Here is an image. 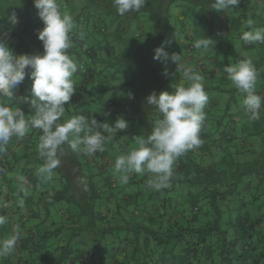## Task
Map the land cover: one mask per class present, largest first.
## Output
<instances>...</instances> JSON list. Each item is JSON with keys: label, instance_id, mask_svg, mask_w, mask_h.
I'll list each match as a JSON object with an SVG mask.
<instances>
[{"label": "trees", "instance_id": "1", "mask_svg": "<svg viewBox=\"0 0 264 264\" xmlns=\"http://www.w3.org/2000/svg\"><path fill=\"white\" fill-rule=\"evenodd\" d=\"M62 1V12L74 21L67 51L78 70L73 75L76 93L59 122L84 115L112 124L123 116L129 127L92 157L63 145L51 180L38 175L44 164L38 151L41 131L30 128L22 139H10L0 154V215L12 206L19 214L14 223L22 234L19 249L47 258L42 264H264V101L260 118L251 120L239 101L244 95L227 74L215 78L218 64L213 59L226 40L239 44L234 63L250 58L241 57L240 50L264 44L242 43L240 26L229 34V22L210 9L214 0H147L140 11L123 16L113 0ZM0 3V31L13 12L23 23L21 31L0 39L14 54H41L36 32L43 23L27 11L33 0ZM231 9L225 16L234 25L241 23L237 14L242 11L259 18L257 28L264 26V0H240ZM204 36L213 43L195 48ZM164 40L171 41L165 50L204 76L209 99L200 132L203 145L177 159L170 187L155 190L146 186L147 174L134 173L127 184L120 183L114 161L137 147V139L146 137L159 118L146 97L153 91L171 93L180 83L175 63L152 58ZM261 54L251 58L257 79L264 78ZM163 66L169 75L162 74ZM30 86L26 76L15 95H27ZM256 93L264 97V89ZM0 99L26 116L34 111L27 103ZM239 124L247 127L242 137L234 135ZM29 256L19 260L38 263Z\"/></svg>", "mask_w": 264, "mask_h": 264}, {"label": "clouds", "instance_id": "2", "mask_svg": "<svg viewBox=\"0 0 264 264\" xmlns=\"http://www.w3.org/2000/svg\"><path fill=\"white\" fill-rule=\"evenodd\" d=\"M147 0H113L116 12L123 16L126 13L138 12ZM240 0H214L212 10L222 11L236 7ZM37 15L43 23L37 30V38L42 42L41 54H14L5 39H0V98L10 102L27 103L33 109L31 115H25L19 107H11L0 99V154H5L11 138L22 139L30 130L41 131L38 151L44 164L39 167L38 175L51 180L54 170L61 164L60 154L63 145L67 144L73 152L92 157L103 152L106 140L118 132L127 130L128 121L118 116L112 124L88 119L84 115H74L60 123L71 98L76 93L73 75L78 70L75 60L68 54L72 47L71 34L74 28L73 17L62 12L58 0H33ZM15 24V12L9 16ZM253 21L248 20L252 25ZM241 40L245 44H264V28H254L243 32ZM171 43L164 40L154 49L153 60L167 64L172 61L176 70L182 73V81L176 84L173 91L151 92L146 103L158 113L150 133L138 138L137 147L127 153L118 155L114 161V171L120 183L127 184L132 174H147L146 186L155 190L170 187L174 176V165L177 159L188 151L199 148L204 141L200 138L201 128L206 119L205 107L208 95L204 89V76L192 65L185 64L177 53H169L165 47ZM213 41L203 37L194 43L197 49H207ZM223 71L238 91L244 95L242 101L245 114L251 120H258L261 114L262 101L256 93L255 86L258 71L251 58L238 60L225 65ZM167 75L166 70L162 73ZM31 80L29 92L17 97L19 85L25 78ZM133 98L132 94H128ZM107 115V114H106ZM104 133H108L105 136ZM25 195L27 189L22 186ZM23 205V200L20 201ZM8 218L0 215V227L7 224ZM20 225H13V231L6 238L0 239V257L14 252L21 239Z\"/></svg>", "mask_w": 264, "mask_h": 264}, {"label": "crops", "instance_id": "3", "mask_svg": "<svg viewBox=\"0 0 264 264\" xmlns=\"http://www.w3.org/2000/svg\"><path fill=\"white\" fill-rule=\"evenodd\" d=\"M0 1L2 2L3 0H0ZM8 7H11V6H8ZM246 10H248V9H246ZM241 12L242 11H240L239 14H237V15H240V21H241V23L235 22V25H234L235 27L232 26L233 23L231 25H228L229 26L228 27V30L229 31L231 29H233L235 31L238 26H241V27H243V31L242 32H245V31H248V30H252V29H254L257 26L259 18L256 17V15H252V14H250L248 12H245V14L244 13L241 14ZM224 13H226V11H224ZM249 18L252 19V21H253L252 25H249L248 24V19ZM222 19H224V18H222ZM230 21L234 22V19H231ZM19 24H21L20 21H18L15 24H13L14 25L13 29L12 28L9 29V28L2 27L3 29L0 31V36L7 35V34H10L12 32L17 33L19 31H21V29L23 27V25H22L23 23L21 25H19ZM252 27H254V28H252ZM240 41L243 43V41L241 39H240ZM223 58H225L224 52L221 51V50H219V49H215L214 50V53H213V59L218 64V69L217 70L223 69L225 67V66H220V61H223ZM189 65H192V64H189ZM217 70H215L216 71V74L214 72V74L216 76L215 78H219L220 75L224 72L223 71L222 73H218ZM211 75L214 76L213 74H211ZM207 77H210V76H207ZM234 129H235L234 130V135L235 136H238V137H242L243 134L248 133L246 131L247 127H244L243 124H239V125L234 126ZM252 133H253V131H252ZM253 151H254V149H253ZM34 198H35V196H33V199ZM24 199L25 198H23L21 200H24ZM24 210H25V208L22 209V211H24ZM4 216H6L8 218V221L9 222L7 224H5L3 227H0V239L6 238L8 235H10L12 233L11 230L13 229L12 226L14 225V223L16 221H18L20 219V218L18 219L19 214L15 213L14 206L10 207V209L8 211H6V213H5ZM24 221H25V219H24ZM30 225L31 224H28V226L25 227V229L28 230L29 227H30ZM19 246H20V244H18V246L16 247V249L14 250V252L12 254H10V255H8L6 257H0V264H3L4 262L5 263L8 262V264L9 263L10 264H24L19 259H22V257H26L27 258V256L30 255V253H27L26 251H24L25 249H19ZM29 258L32 259L33 261L34 260H37L38 261L37 264H42V263H44V261H48V260H46L47 258H44L45 260L41 259L40 256H39V254H37V253H33L31 256H29ZM17 261H19V262H17Z\"/></svg>", "mask_w": 264, "mask_h": 264}, {"label": "rangeland", "instance_id": "4", "mask_svg": "<svg viewBox=\"0 0 264 264\" xmlns=\"http://www.w3.org/2000/svg\"><path fill=\"white\" fill-rule=\"evenodd\" d=\"M60 3H63V1L62 0H58ZM16 2H18V1H16ZM58 2V3H59ZM64 4V3H63ZM17 6H19L18 4H17ZM66 6V5H65ZM27 11L30 13V16L32 17V18H39L38 17V15H37V9L34 7V5H33V3H30V5L29 6H27ZM174 11V8L172 7L171 8V12H173ZM225 11H228V12H231L232 11V9L231 8H229V9H227V10H225ZM222 13V14H221ZM217 15L218 16H220L221 18H224L225 20H227L228 22H229V25H231L232 23H233V27H234V22H232V21H230V20H228V18L225 16V13L224 12H222V11H220V13L218 14L217 13ZM250 19V18H249ZM248 19V20H249ZM252 20V19H251ZM237 22V21H236ZM4 24H3V26L2 27H4V28H9V29H13V27H14V25H13V23H11L10 21H9V19H7L6 21H4L3 22ZM21 24H22V22H21ZM21 24H19V25H21ZM23 25V24H22ZM226 25V24H225ZM225 25H224V27H225ZM262 28H264V26L262 27ZM238 31L239 32H242L243 31V27H241L240 26V28L238 29ZM229 34H234V30L233 29H231L230 31H229ZM234 47H236V48H238L239 47V44L236 42V43H234V41H230V40H226L225 42H223V43H221V44H219L218 46H217V49H219V50H221V51H223L224 52V54H225V58H223V61H220V66H225V65H231V64H234ZM167 51V50H166ZM168 52V51H167ZM262 52H264V46L263 47H261V48H258V49H250V50H247V51H244V50H240L239 51V55L241 56V57H244V56H248V57H250V58H258L259 56H261L262 54ZM166 70V72H167V75H169V73H170V70L168 69V68H165L164 66H163V69H161L160 71H162V73L164 72ZM217 72L218 73H222L223 72V69H219V70H217ZM222 74H226L225 72H223ZM167 75H164V76H167ZM182 81V78H181V80H180V82ZM231 86H234V85H231ZM261 89H264V78H261V79H257V81H256V86H255V90L256 91H260ZM239 94V93H238ZM240 98L241 99H239V101H243V97H242V95H240ZM242 105H243V103H242ZM219 108H217V110H218ZM261 134H264V133H261ZM262 136V135H261ZM263 231V233H264V229L262 230Z\"/></svg>", "mask_w": 264, "mask_h": 264}]
</instances>
